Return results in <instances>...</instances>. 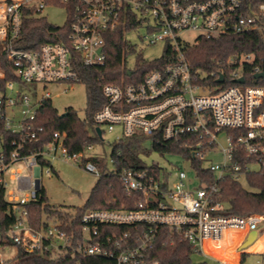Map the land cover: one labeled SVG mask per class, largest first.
Listing matches in <instances>:
<instances>
[{"label":"built area","instance_id":"built-area-1","mask_svg":"<svg viewBox=\"0 0 264 264\" xmlns=\"http://www.w3.org/2000/svg\"><path fill=\"white\" fill-rule=\"evenodd\" d=\"M59 5L68 10L66 29L57 33L59 40L26 46L25 19L46 17L47 7ZM145 23L146 40L171 42L169 61L149 70L140 81L104 84L105 102L93 115L95 128L116 133L113 143L128 135L145 134L175 142L188 148L192 159L203 160L207 152L220 148L224 160L208 168L215 174L214 182L203 181L197 174L200 182L190 186L183 169L170 182L162 180L161 170L127 167L119 175L126 194L138 196L134 208L88 209L81 217L79 238L51 219L43 229L32 230L28 204L38 199L40 175L45 169L51 174L54 160L81 161L96 176L103 174L88 159L93 144L71 153L65 144L66 132L59 130L44 146L24 152L27 143L40 141L44 133L36 119L42 102L53 96L49 85L81 81L78 67L105 64L110 35L121 27L128 28L125 34L138 30ZM254 31L264 36V0H0V43L15 75L5 89L0 88V122L3 129L17 135L7 153L0 133V183L16 216L7 231L11 242L28 251L53 248L71 251L72 256L114 258L117 264H160L147 258V252L162 226L201 250L207 240L220 241L231 233H242L246 240L253 230L257 232L253 242L260 237L264 242V213H231L218 199L217 183L225 176L240 180L264 168V77L257 76L264 72L260 65L264 59L258 62L255 53L220 59L227 77L213 72L215 86L196 82L183 52L186 44L199 38ZM187 32H195L194 43L183 36ZM128 74H132L130 69ZM220 75H224L223 82L217 81ZM4 77L0 65V79ZM241 77L244 82H237ZM226 78L231 83L225 84ZM38 87H43L39 95ZM225 130L226 143L221 144L220 134ZM19 165L30 172L25 175ZM7 173L15 180L10 189ZM142 224L148 228L138 245L130 244L129 229L110 230ZM1 246L5 244L0 242ZM0 264L15 263L0 258Z\"/></svg>","mask_w":264,"mask_h":264},{"label":"trees","instance_id":"trees-1","mask_svg":"<svg viewBox=\"0 0 264 264\" xmlns=\"http://www.w3.org/2000/svg\"><path fill=\"white\" fill-rule=\"evenodd\" d=\"M25 43L26 46H37L45 41H56L57 33L65 31L64 26L52 24L45 17L28 16L25 19ZM128 28H119L108 39V58L104 65L80 66L78 71L87 86L88 92V112L82 117L76 110L68 108L67 114L61 112L53 105L51 99L42 102L38 109L36 123L44 126L42 138L37 142L27 143L24 152L28 153L50 140L54 131L66 132L65 144L71 153L81 151L89 144H95L101 138L96 132L93 115L105 102L102 87L106 83H127L140 81L143 75L149 70L164 65L169 61L170 47L160 58L153 60H143L138 57L135 69L127 66V57L133 52L134 46L125 38V31ZM185 57L189 60L198 84H211L216 86L215 76L212 73L223 72L227 77V70L223 69L218 62L220 59L230 55L240 53H255L258 62L264 59V36L258 32H249L240 35L222 36L218 38H199L194 44H186L183 47ZM0 65L5 71L4 78L0 79V88L5 89V85L11 79H15L13 67L5 53L3 45L0 43ZM264 68V61L260 63ZM132 74H128V70ZM137 71V75H136ZM253 77V74H252ZM227 79V78H226ZM231 81L226 80L225 84ZM214 90V89H213ZM0 122V133L4 139V149L9 153L13 149L11 141L17 135L3 129ZM94 130L92 134L91 131ZM152 151L161 153L182 152L191 157L188 148L180 144L163 141L154 136L132 135L122 138L119 142H114L111 152L112 169L106 164V158L99 155H91L88 159L95 162L103 174L92 188L89 199L82 206L78 207H57L49 203V199L44 186L38 190V199L28 204L29 224L34 231H39L47 226L49 219L59 222V227L81 237V217L88 209L105 208H134L138 196L130 197L126 194L123 182L120 178V171L125 168H155L158 172L161 168L157 163L146 165L144 156ZM197 168L199 178L206 182H214L215 174L207 168L201 167V160L193 158ZM43 164L47 161L42 160ZM247 182L251 189L246 188L241 180L225 176L218 180V199L224 201L231 213L247 214L251 212L264 213V168L259 171L249 172L246 175ZM5 187L0 183V224L2 229L1 243L13 244L8 238L7 231L16 221V216L10 204L5 199ZM147 225L137 226H115L110 230L123 232L129 229L131 245L141 243V237ZM154 241L150 244L147 258L158 260L160 264H203L195 262L193 255L199 252L198 249L182 235L169 230L167 227H160L156 233ZM18 246V245H17ZM224 260L229 261L228 255H223ZM15 264H117L114 258L103 256H82L71 255V251L44 249L43 251H28L22 246L17 247Z\"/></svg>","mask_w":264,"mask_h":264},{"label":"rangeland","instance_id":"rangeland-1","mask_svg":"<svg viewBox=\"0 0 264 264\" xmlns=\"http://www.w3.org/2000/svg\"><path fill=\"white\" fill-rule=\"evenodd\" d=\"M45 11L47 20L52 24L58 26H64L68 20V10L64 5L49 6ZM146 23L139 27L138 30H132L125 34L127 41L134 46L133 52H130L127 57V66L130 69H135L138 57H141V63L143 60H153L160 58L164 55L165 50L171 44L169 40L157 41L155 43L146 40L143 36L147 32ZM186 40L190 43H194L196 34L195 32H187L183 34ZM20 90L28 91L29 89L24 86H20ZM48 90L52 93V103L63 113L68 108L76 110L82 117H85L88 112V92L87 86L82 81L68 82L62 81L59 84H50ZM43 91V87H38V95ZM35 96V93H33ZM20 108L17 107V114L20 116ZM104 132L99 141L93 143V147L89 152L91 155H99L106 158L107 167L110 170L114 165L111 161V152L113 149V141L116 133H109L104 127ZM91 133H94L92 129ZM227 130L220 134L221 144L226 143ZM220 147V145H219ZM146 165L150 166L157 163L161 166L162 180H168L172 182L175 180L178 171L183 169L186 171L190 186H194L200 182L197 175V168L192 158L182 152H167L161 153L158 151H152L149 155L144 156ZM224 160L223 153L220 148L207 152L204 159L200 164L203 168H209L216 163ZM23 172L28 174L30 171L23 165H19ZM101 169V168H100ZM102 171V169H101ZM167 173V174H166ZM7 181V189L12 188L15 185V180H12L7 173L5 176ZM40 182L46 189V193L49 199V203L57 207H78L82 206L89 199L92 188L98 181L99 177L92 172L86 170L81 161L73 159H57L53 161V168L51 174L46 173V169L40 175ZM242 184L246 188L251 189V186L247 182L246 176L240 178ZM1 219V217H0ZM53 222V218L51 219ZM50 222V220H49ZM261 236V235H260ZM237 236L233 233L222 237L221 245H214L210 243L208 246H204V249L193 255L195 262H203V264H220L214 257H222L224 255H234L231 250L239 249L242 244ZM262 237L257 241L243 247L242 251V264H264V242ZM2 239V229L0 224V241ZM231 244L230 247L225 246ZM17 245L5 243V246L0 247V258L8 261L16 260ZM220 259V258H219Z\"/></svg>","mask_w":264,"mask_h":264},{"label":"crops","instance_id":"crops-1","mask_svg":"<svg viewBox=\"0 0 264 264\" xmlns=\"http://www.w3.org/2000/svg\"><path fill=\"white\" fill-rule=\"evenodd\" d=\"M233 234H235L237 236V238L234 241H236L238 238H240V236L242 238L240 239V241L238 243H240V242L243 243L245 241V240H243L244 237H243V234L242 233H233ZM228 235H230V234H226V236H228ZM210 243H212L214 245H221L222 244V239L220 241H212V240L205 241L204 242V245H203V249H204V246H208ZM230 246H231V244H227L225 246V248L226 247H230ZM198 250L201 251V249H198ZM231 253L234 255V257L231 258L232 256L231 255H228V257L230 258L229 261L224 260L223 255L226 254L224 252H222L220 254L222 257L215 256L214 258L216 260H218L219 262H221L220 264H224V263H229V264H242V256H241L242 255L241 254L242 251H241V249L239 248V249L231 250ZM10 262H12V260Z\"/></svg>","mask_w":264,"mask_h":264},{"label":"water","instance_id":"water-1","mask_svg":"<svg viewBox=\"0 0 264 264\" xmlns=\"http://www.w3.org/2000/svg\"><path fill=\"white\" fill-rule=\"evenodd\" d=\"M258 77L259 76H263L264 77V72H261L257 75ZM218 82H223L224 81V75H220V77L217 79ZM237 82H244V78L241 77L239 79H237ZM67 114V111L63 112L62 115H65ZM97 130V133L101 136L102 135V130L100 127H97L96 128ZM37 186L39 187V180L37 181ZM257 236V232L255 230L251 231L248 236H247V239L240 245V249H242L243 247L251 244L255 238Z\"/></svg>","mask_w":264,"mask_h":264}]
</instances>
